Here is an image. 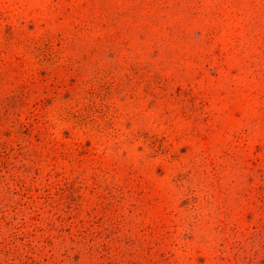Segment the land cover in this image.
I'll use <instances>...</instances> for the list:
<instances>
[{"label":"rangeland","instance_id":"1","mask_svg":"<svg viewBox=\"0 0 264 264\" xmlns=\"http://www.w3.org/2000/svg\"><path fill=\"white\" fill-rule=\"evenodd\" d=\"M0 264H264V0H0Z\"/></svg>","mask_w":264,"mask_h":264}]
</instances>
